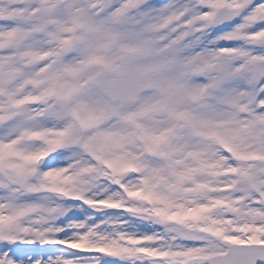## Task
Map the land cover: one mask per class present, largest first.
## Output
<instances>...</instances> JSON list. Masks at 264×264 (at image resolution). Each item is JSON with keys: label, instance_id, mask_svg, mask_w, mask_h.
<instances>
[{"label": "snow or ice", "instance_id": "1", "mask_svg": "<svg viewBox=\"0 0 264 264\" xmlns=\"http://www.w3.org/2000/svg\"><path fill=\"white\" fill-rule=\"evenodd\" d=\"M0 264H264V0H0Z\"/></svg>", "mask_w": 264, "mask_h": 264}]
</instances>
